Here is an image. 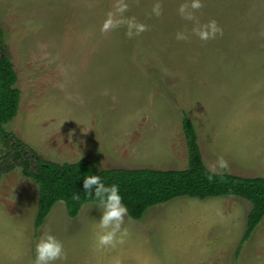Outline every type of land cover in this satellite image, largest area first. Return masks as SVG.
I'll return each mask as SVG.
<instances>
[{
    "label": "rangeland",
    "instance_id": "rangeland-1",
    "mask_svg": "<svg viewBox=\"0 0 264 264\" xmlns=\"http://www.w3.org/2000/svg\"><path fill=\"white\" fill-rule=\"evenodd\" d=\"M126 2L125 15L148 26L137 37L123 26L101 33L115 0H0L4 54L21 92L4 128L56 163L183 169L186 113L208 168L221 157L226 167L216 171L264 177V0H202L196 19L222 28L207 41L178 14L185 0H159L158 17L156 0ZM177 31L188 38L176 40ZM37 195L19 167L0 177V264H32L46 232L66 254L53 264H264V216L239 243L250 209L240 197H175L138 220L126 216L124 244L97 249L96 203L71 218L58 201L34 234Z\"/></svg>",
    "mask_w": 264,
    "mask_h": 264
},
{
    "label": "trees",
    "instance_id": "trees-1",
    "mask_svg": "<svg viewBox=\"0 0 264 264\" xmlns=\"http://www.w3.org/2000/svg\"><path fill=\"white\" fill-rule=\"evenodd\" d=\"M0 28V177L19 167L26 178L38 187L34 234L42 225L53 205L62 201L66 214L73 218L86 202L96 203L95 197L84 192V176L98 174L106 185L117 184L128 217L138 220L151 206L175 197L188 196L205 199L230 195L250 203L240 244L247 240L264 216V177L241 176L227 171H215L209 179V168L200 151L193 121L186 113L181 120L187 163L183 169L104 168L97 170L89 159L56 163L43 159L29 144L4 125L19 110L21 92L17 74L4 54ZM79 194V199H74ZM239 247V246H238ZM237 248L236 253H238Z\"/></svg>",
    "mask_w": 264,
    "mask_h": 264
},
{
    "label": "clouds",
    "instance_id": "clouds-1",
    "mask_svg": "<svg viewBox=\"0 0 264 264\" xmlns=\"http://www.w3.org/2000/svg\"><path fill=\"white\" fill-rule=\"evenodd\" d=\"M202 7V0H185L177 9L178 14L186 21H192L191 33L201 41H207L222 35V28L215 19L201 23L195 17V10ZM128 11L126 0H115L114 10L106 12L100 25L101 33H108L121 26L125 29V36L133 38L146 31L148 26L138 21L134 16L125 15ZM161 5L159 0L152 6L151 13L155 16L161 15ZM185 31L175 33L176 40L187 39ZM226 167L223 158L218 157L215 165H209V179L211 173L217 169ZM82 187L86 194L95 197L96 206L100 211L97 219V230L94 232V247L115 248L122 245L129 235L127 228H122L125 217L128 215L127 206L122 203V197L117 184L106 185L100 175H86L82 181ZM74 199H79V194H74ZM35 256L32 264H53L57 260H64L66 254L62 242L51 232H46L34 244ZM112 264H122L117 257Z\"/></svg>",
    "mask_w": 264,
    "mask_h": 264
}]
</instances>
